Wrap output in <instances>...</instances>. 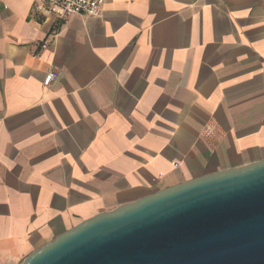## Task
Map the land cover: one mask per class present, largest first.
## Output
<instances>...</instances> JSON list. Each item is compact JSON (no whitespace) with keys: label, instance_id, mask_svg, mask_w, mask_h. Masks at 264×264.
Segmentation results:
<instances>
[{"label":"crops","instance_id":"crops-1","mask_svg":"<svg viewBox=\"0 0 264 264\" xmlns=\"http://www.w3.org/2000/svg\"><path fill=\"white\" fill-rule=\"evenodd\" d=\"M261 160L264 0H112L93 17L0 0V264Z\"/></svg>","mask_w":264,"mask_h":264},{"label":"water","instance_id":"water-1","mask_svg":"<svg viewBox=\"0 0 264 264\" xmlns=\"http://www.w3.org/2000/svg\"><path fill=\"white\" fill-rule=\"evenodd\" d=\"M21 264H264V160L101 212Z\"/></svg>","mask_w":264,"mask_h":264},{"label":"built area","instance_id":"built-area-1","mask_svg":"<svg viewBox=\"0 0 264 264\" xmlns=\"http://www.w3.org/2000/svg\"><path fill=\"white\" fill-rule=\"evenodd\" d=\"M112 0H41L42 4H47L60 10L63 16L80 15L93 17L99 14L101 8ZM36 10H40L41 5H36ZM58 78L56 72H49L43 81L44 86H49Z\"/></svg>","mask_w":264,"mask_h":264}]
</instances>
